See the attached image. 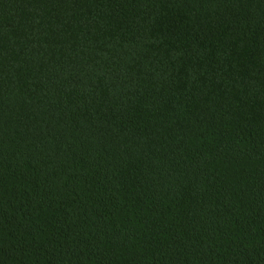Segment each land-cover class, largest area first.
Returning a JSON list of instances; mask_svg holds the SVG:
<instances>
[{
    "label": "trees",
    "instance_id": "1",
    "mask_svg": "<svg viewBox=\"0 0 264 264\" xmlns=\"http://www.w3.org/2000/svg\"><path fill=\"white\" fill-rule=\"evenodd\" d=\"M0 264H264V0H0Z\"/></svg>",
    "mask_w": 264,
    "mask_h": 264
}]
</instances>
